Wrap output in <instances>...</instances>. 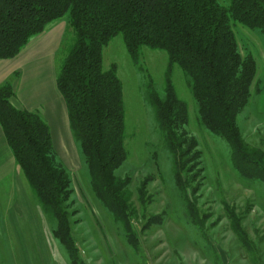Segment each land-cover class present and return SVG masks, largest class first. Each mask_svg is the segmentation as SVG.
I'll return each instance as SVG.
<instances>
[{
    "label": "trees",
    "instance_id": "1",
    "mask_svg": "<svg viewBox=\"0 0 264 264\" xmlns=\"http://www.w3.org/2000/svg\"><path fill=\"white\" fill-rule=\"evenodd\" d=\"M227 1L224 5L221 0H0V61L16 58L33 37L68 16L75 39L57 86L94 193L121 224L137 253L141 247L133 225L131 179L117 175L129 156L124 88L117 65L105 68L104 49L121 35L134 63L139 62L143 47L167 53L164 94L150 82L147 96L172 156L175 184L188 217L203 230L195 204L200 153L197 140L185 130L190 113L173 82L176 66L187 77L202 124L228 143L236 172L249 182L264 183V150L249 145L238 124L250 102L258 65L252 55H241L233 28L235 22L264 33V0ZM14 94L11 83L0 85V126L7 144L43 212L56 221L53 235L70 264H86L68 207L71 179L53 156L51 128L38 113L12 106ZM150 179L138 188L142 207L151 200ZM226 210L239 242L252 252L256 245L241 216L228 205ZM161 223V216H151L144 229Z\"/></svg>",
    "mask_w": 264,
    "mask_h": 264
},
{
    "label": "rangeland",
    "instance_id": "2",
    "mask_svg": "<svg viewBox=\"0 0 264 264\" xmlns=\"http://www.w3.org/2000/svg\"><path fill=\"white\" fill-rule=\"evenodd\" d=\"M221 3L225 5L228 1L221 0ZM233 28L241 55H252L258 65L250 102L238 116V124L245 141L264 150V33L235 22ZM74 39L66 16L29 41L17 56L21 95L46 82L41 89L45 99L53 103L55 94L66 106L57 86V76ZM114 64L124 88L129 152L117 175L131 179L130 202L133 225L140 241L139 253L128 244L123 227L94 193L81 144L70 126L67 106L65 112L58 109L49 125L55 161L71 179L68 207L74 237L85 263L264 264V183L249 182L236 172L228 143L202 124L184 71L176 66L172 78L178 95L189 106L190 120L185 130L189 138L197 140L196 151L200 153L195 204L204 222L203 230L188 217L185 200L175 184L172 156L165 147L147 96L150 82L164 94L169 64L167 53L143 47L139 62L134 63L120 35L104 49L105 68ZM48 92L50 96L46 95ZM11 166L20 171L17 191ZM148 177L151 178L148 185L151 200L142 207L138 188ZM0 191L3 192L0 264H70L66 250L53 236L56 221L43 212L14 158L9 162L0 156ZM226 205L241 216L249 239L256 245L252 252L246 250L235 235ZM151 216H161L162 223L145 231L144 226Z\"/></svg>",
    "mask_w": 264,
    "mask_h": 264
},
{
    "label": "crops",
    "instance_id": "3",
    "mask_svg": "<svg viewBox=\"0 0 264 264\" xmlns=\"http://www.w3.org/2000/svg\"><path fill=\"white\" fill-rule=\"evenodd\" d=\"M30 42L28 43V45L30 44ZM16 58L11 59V60L0 61V85L6 84V83H11L14 85L15 95L10 101L12 106L18 109L28 110L31 112L38 113L47 122L48 125H51V123L54 120V116H57L58 114V109L60 110L63 109L64 111V108L66 110V106L65 105L63 106L62 102L59 100V97L57 98L55 94H53V96L55 97L56 101H54L53 103H50L49 99H45V93L42 92L41 89L44 87L46 82L43 84H38L32 90H28L24 92L23 95H21L22 86L19 85V82L21 79L19 75L21 74V71L18 69L20 67V65L17 63L19 59L18 58L16 59ZM46 95L50 96L51 93L48 92ZM0 156L2 158H6L9 162H11V160H13L14 158L12 151L7 144V141H6V138H5V135H4V132L1 126H0ZM11 167L13 170V174L16 176V179L12 182L15 185V189L17 191L18 186L20 184V171H18V169L14 166H11ZM12 186L13 185H11V187ZM16 191L13 192L14 194L13 196L16 195ZM2 193L3 192L0 191V198L1 196H3Z\"/></svg>",
    "mask_w": 264,
    "mask_h": 264
},
{
    "label": "bare ground",
    "instance_id": "4",
    "mask_svg": "<svg viewBox=\"0 0 264 264\" xmlns=\"http://www.w3.org/2000/svg\"><path fill=\"white\" fill-rule=\"evenodd\" d=\"M52 141H53V138H52ZM14 156V155H13ZM27 181V180H26ZM28 183V182H27ZM54 236V235H53Z\"/></svg>",
    "mask_w": 264,
    "mask_h": 264
}]
</instances>
